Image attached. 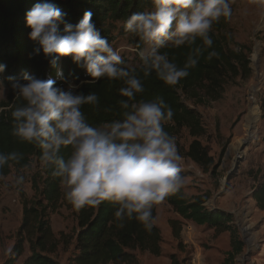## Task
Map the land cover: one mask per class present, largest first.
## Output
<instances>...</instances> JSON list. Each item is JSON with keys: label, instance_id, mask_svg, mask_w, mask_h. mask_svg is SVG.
<instances>
[{"label": "clouds", "instance_id": "1", "mask_svg": "<svg viewBox=\"0 0 264 264\" xmlns=\"http://www.w3.org/2000/svg\"><path fill=\"white\" fill-rule=\"evenodd\" d=\"M264 6V0H259ZM150 9L132 13L123 27L128 37L138 39L137 55L144 77L155 73L167 86H176L188 76L202 54L197 47L183 67L169 59L167 48L191 46L199 38L211 48L209 33L221 18H231L232 0H148ZM65 13L52 3L36 4L26 15L31 29L29 38L38 43L46 59L54 65L61 57H71L91 77L89 84L102 78L120 81L118 89L120 118L92 125L82 112L84 105L97 106L95 93L74 94L55 86L52 79L26 74V83H13L15 99L22 101L11 111L12 135L20 142L41 150L44 167L52 166L59 178L64 199L74 210L96 208L104 202L116 206L114 216L121 221L135 219L146 230L153 227V208L180 192L184 178L180 174L176 139L165 131L174 111L163 97L136 101L144 87L135 68L129 67L120 52L100 35L86 11L76 25L58 26ZM217 53H209L208 59ZM6 65H0L3 72ZM9 79H13L9 77ZM0 93L4 90L0 88ZM62 150H69L65 159ZM21 153H0V169L9 162L17 164ZM24 165L23 168H27ZM23 170V169H22ZM21 170V171H22ZM25 183L18 174L16 186Z\"/></svg>", "mask_w": 264, "mask_h": 264}, {"label": "trees", "instance_id": "2", "mask_svg": "<svg viewBox=\"0 0 264 264\" xmlns=\"http://www.w3.org/2000/svg\"><path fill=\"white\" fill-rule=\"evenodd\" d=\"M43 2L45 0H0V65H6L5 70L0 72V80L8 88L7 100L0 103V153L8 154L16 151L23 156L18 164L9 161L3 169H0V179L10 175L12 170L25 169L24 165L29 167L34 159L42 164L39 159L41 154L39 148L20 142L12 135L11 111L14 106L22 103L15 99L12 84L26 83L24 80L26 74L43 80L52 79L55 81V86L66 91L70 90L74 94L95 93L99 98L98 105L95 107L84 105L81 109L88 122L94 126L119 119L121 110L118 102L121 99H127L119 94L118 89L123 86L120 81L102 78L95 84H89L91 77L86 75L85 70L74 63L71 57H61L53 65L49 59L45 58L42 49L39 53L35 51L39 45L29 38L31 29L26 25V15L36 4ZM47 2L66 14L64 23L58 26L61 34L65 24H78L84 13L90 11L96 29L112 46L115 40L114 31L127 36L123 24L128 17L134 12L151 7L148 0H47ZM227 21L222 17L219 23L213 25L209 33L213 41L211 48L204 46L202 40L198 38L194 45L162 50L167 52L169 59L178 67L185 65L188 56L195 48L199 47L202 50L197 65L189 68L188 76L176 86L165 85L155 73L144 77L140 65L131 67L137 70V75L144 87L143 93L137 95L136 101H151L161 96L173 109L172 120L164 126L165 131L172 136L174 131L184 128L188 129L195 138L205 133L199 113L189 108L183 102L182 96H185L187 100L197 99L205 104L201 97L203 92L204 98L209 97L211 101H218L224 87L229 84V78L233 81L239 78L246 81L250 77L251 49L239 43H236L235 48L232 49L230 44L218 35L226 27ZM117 23H120L119 27ZM131 45L137 49L138 39L131 38ZM211 52L217 55L208 59ZM261 109L264 120V100ZM69 154V150H62L65 159ZM188 157L201 167L214 166V160L198 140L191 143ZM216 169L215 167L214 170ZM51 173L52 166L42 165L40 177L38 176V179L35 177L33 182L38 199L31 205L29 203L24 205L23 223L14 251L17 257L21 256L24 252V244L29 242L31 255L22 264H57L47 255L56 247L47 212L55 209L64 195L59 178L53 177ZM254 181L256 186L252 197L257 208L264 211V173L258 171ZM164 202L186 221L198 226L214 228L218 232H230L232 251L229 252V257L224 264H235L236 256L243 252L245 245L233 214L209 209L205 205L207 199L202 197H195L189 201L182 190L168 196ZM156 207L153 208L154 218ZM72 210L77 214L76 250L78 254L71 259L70 264H136V257L132 252L134 250L147 251L154 256H160L161 234L154 224L148 231L133 218L123 221V227H120L121 221L114 216L116 206L109 202H104L96 208L86 207L80 211L72 208ZM171 226L176 233V238H180V223L172 221ZM14 262L15 259H8L4 264H14ZM171 264H184V262L172 256Z\"/></svg>", "mask_w": 264, "mask_h": 264}, {"label": "rangeland", "instance_id": "3", "mask_svg": "<svg viewBox=\"0 0 264 264\" xmlns=\"http://www.w3.org/2000/svg\"><path fill=\"white\" fill-rule=\"evenodd\" d=\"M227 20L226 27L218 35L232 49L236 43L251 49V74L246 81L229 78V84L224 87L218 101L204 98L203 92L201 97L205 104L182 96L183 102L199 113L205 133L195 138L186 128L174 131L177 151L182 157L179 162L180 174L184 178L181 190L189 201L202 197L207 199L205 205L209 209L235 216L245 245L243 252L236 256L235 264H264V211L257 208L252 197L256 173H264V120L261 109L264 100V6L260 5L259 0H232V16ZM116 25L119 27L120 23ZM113 34V48L120 52L129 67L139 66L137 49L131 45V38L120 35L118 31ZM255 54H258L256 60ZM0 88L4 90V94L0 93L1 103L8 96V88L2 80ZM253 101L257 102L259 117L252 129L254 134L249 145L243 153H239L242 141L249 139L245 125ZM195 140L214 160L211 168L201 167L188 157L189 147ZM239 155L243 160L238 171L231 175ZM41 170L42 164L34 159L29 167L22 171L12 170L10 175L0 179V264L8 259H15L14 264H22L31 255L29 242L24 244V252L19 257L14 247L23 223L24 205H31L38 199L33 182L35 177L38 179ZM18 174L25 176V183L20 186L14 184ZM62 192L64 195L63 189ZM47 213L56 241L55 249L47 255L57 264H70L78 254L77 214L66 203L64 196L55 209ZM172 221L181 225L180 238H176ZM154 225L161 234V254L154 256L147 251L134 250L136 264H171L172 256L184 264H224L232 251L230 232H218L214 228L186 221L166 202L157 205Z\"/></svg>", "mask_w": 264, "mask_h": 264}, {"label": "bare ground", "instance_id": "4", "mask_svg": "<svg viewBox=\"0 0 264 264\" xmlns=\"http://www.w3.org/2000/svg\"><path fill=\"white\" fill-rule=\"evenodd\" d=\"M258 52V51H257ZM255 60L258 58V54H255L254 56ZM254 96V95H253ZM255 97V96H254ZM256 101V100H255ZM255 101H253V105L251 106L250 110H249V117H248V121L246 123V129L248 132V138L251 139L253 136V127L255 125V122H257V118L259 117V113H258V107H257V102L255 103ZM243 143V141H242ZM239 145H241V142L239 143Z\"/></svg>", "mask_w": 264, "mask_h": 264}, {"label": "water", "instance_id": "5", "mask_svg": "<svg viewBox=\"0 0 264 264\" xmlns=\"http://www.w3.org/2000/svg\"><path fill=\"white\" fill-rule=\"evenodd\" d=\"M249 143H250V139H247V140L243 141V143H242V145L240 147L239 153H243L244 150L246 149V147L249 145ZM242 160L243 159H242V157L240 155L236 158L234 167H233V169H232V171L230 173L231 175L238 171V168H239L240 163L242 162ZM230 177L231 176H229L228 179H230Z\"/></svg>", "mask_w": 264, "mask_h": 264}]
</instances>
